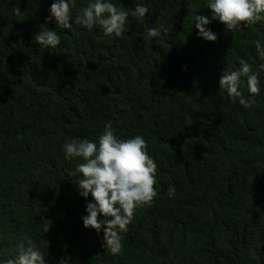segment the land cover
Wrapping results in <instances>:
<instances>
[{
	"label": "trees",
	"instance_id": "1",
	"mask_svg": "<svg viewBox=\"0 0 264 264\" xmlns=\"http://www.w3.org/2000/svg\"><path fill=\"white\" fill-rule=\"evenodd\" d=\"M89 2L76 0L66 29L47 19L53 0H0V259L27 237L47 264H264V21L229 31L213 20L212 42L194 19L211 16L209 0H110L129 13L117 37L76 23ZM48 28L56 48L33 38ZM241 60L259 72L256 96L242 77L248 107L219 85ZM109 121L119 139L143 136L157 164L158 195L136 209L115 255L83 225L84 161L63 150L98 142Z\"/></svg>",
	"mask_w": 264,
	"mask_h": 264
},
{
	"label": "clouds",
	"instance_id": "2",
	"mask_svg": "<svg viewBox=\"0 0 264 264\" xmlns=\"http://www.w3.org/2000/svg\"><path fill=\"white\" fill-rule=\"evenodd\" d=\"M76 7V0H53L50 5L51 21L54 17L58 26L71 28V10ZM207 8L211 16L195 15V27L198 36L207 41L215 42L217 34L206 25L213 20H219L231 31L241 25H252L264 21V0H209ZM19 14V9L16 10ZM148 8L137 4L133 16L143 18ZM129 13L117 7L110 0H90V2L76 17V23L88 29L94 26L102 28L105 35L121 36L128 23ZM162 27V26H161ZM167 32V29H164ZM161 35L160 28L148 29L149 37ZM37 44L45 48H56L61 37L51 28L40 30L34 34ZM256 49L264 59V47L256 41ZM240 67L231 72H223L219 85L226 89L228 95L235 100L239 98L240 104L248 107L240 91L242 77L247 78L248 91L253 95L260 94L259 72H254L252 66L241 60ZM264 69V64L260 65ZM115 129L109 121L97 141L73 138L63 145L66 159L80 157L76 171L82 175L78 181L79 195L87 201L89 195L92 200L87 201L82 217L85 228L94 229L98 234L103 231L102 247L111 254L122 251L121 233L126 232L128 225L134 219L137 208L151 204L158 193L155 189L157 183V164L147 153V142L143 136L136 135L129 139H119ZM169 197L175 196V188L168 189ZM43 232L47 233L52 225L51 219H41ZM28 247L15 259H0V264H47L44 253L37 249L30 238Z\"/></svg>",
	"mask_w": 264,
	"mask_h": 264
}]
</instances>
